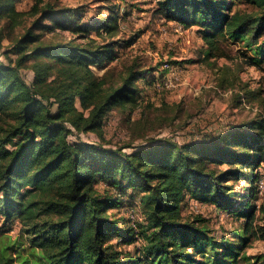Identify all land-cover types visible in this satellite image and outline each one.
<instances>
[{"label": "trees", "instance_id": "obj_1", "mask_svg": "<svg viewBox=\"0 0 264 264\" xmlns=\"http://www.w3.org/2000/svg\"><path fill=\"white\" fill-rule=\"evenodd\" d=\"M154 1L166 21L199 28L206 59L219 56L220 41L234 40L252 52L249 65L264 62V0ZM237 2L251 10H232ZM81 12L43 0L18 10L16 0H0V39L22 30L0 61V213L20 222L25 238L15 241V258L0 252V264H235L241 242L218 240L203 221L184 220L180 203L188 197L241 215L242 235L264 240L250 203L264 176V117L213 140H159L130 152L71 141L72 130L99 132L115 107L137 108V84L148 78L136 62L117 80L94 76L90 67L111 63L122 45L118 15L109 9L91 22ZM55 30L73 38L46 41L44 34ZM222 164L227 168L218 170ZM238 179L251 180L243 195L229 185ZM136 194L139 216L124 222L110 213L133 207ZM112 238L141 245L131 254ZM258 259L264 264V256Z\"/></svg>", "mask_w": 264, "mask_h": 264}, {"label": "rangeland", "instance_id": "obj_2", "mask_svg": "<svg viewBox=\"0 0 264 264\" xmlns=\"http://www.w3.org/2000/svg\"><path fill=\"white\" fill-rule=\"evenodd\" d=\"M35 1L16 0V7L27 11ZM43 1L70 9H82L83 20L91 22L106 18L109 9H112L118 15L116 39H120L122 45L116 48L115 60L101 68L91 66V72L94 76L117 80L128 66L136 62L148 77L145 81L139 80L137 84L140 88L137 108L130 110L128 106H117L106 113L99 132L72 130L68 136L71 141L101 144L113 150L122 148L130 152L159 140H170L178 144L213 140L231 128L264 117V62L249 65L248 59L252 52L242 42L222 40L215 52L219 56L206 59L204 52L207 46L198 32L199 28L166 21L155 13L154 0ZM238 9L250 11L251 7L237 2L232 10ZM21 31L15 29L10 35L3 33L0 39L1 62H6L4 52L9 49L13 36ZM89 35L94 40L102 41L101 37L92 32ZM44 36L46 41L52 42H67L73 38L68 32L60 30L46 32ZM131 38L135 41L129 46H123ZM164 63L172 68L174 76H170L174 86L171 89H156L157 83L153 85V79L157 82L158 77L162 78L166 73L161 68ZM21 72L28 82L32 79L27 69ZM75 106L80 109L78 101ZM226 168L222 164L217 169ZM250 182V179H238L229 185L242 194L250 189ZM130 197L133 207L125 206L124 209L115 208L110 211L124 222L128 216H139L140 198L137 194ZM250 203H254L256 209L253 225L263 226L264 191L254 200L250 199ZM239 208L242 209L241 206ZM180 216L184 220L203 221L211 235L218 240L227 238L233 245L241 242L242 247L236 255L235 264H261L258 258L264 256V240L242 235L245 218L241 215L238 217L220 212L208 203H198L186 197L180 203ZM19 229L18 220L6 222L0 213V252L8 258L16 256L15 241L25 240L19 234ZM234 234H241L243 239H233ZM133 239L122 242L112 238L111 242H119V250L134 254L141 241Z\"/></svg>", "mask_w": 264, "mask_h": 264}, {"label": "built area", "instance_id": "obj_3", "mask_svg": "<svg viewBox=\"0 0 264 264\" xmlns=\"http://www.w3.org/2000/svg\"><path fill=\"white\" fill-rule=\"evenodd\" d=\"M161 68L163 70L166 71V73L162 76V78H159L158 77V81L155 82L157 83L155 85L156 89L160 88V89H163V88H167V89H171L173 88L174 86V83H173V80H172V76H174V74H172V68L171 66L168 64V63H164ZM255 188H256V191L259 195H262L263 191H264V176H262L258 181L257 183L255 184ZM132 219L133 217L130 216Z\"/></svg>", "mask_w": 264, "mask_h": 264}]
</instances>
